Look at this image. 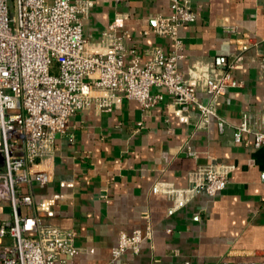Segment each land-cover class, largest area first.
Segmentation results:
<instances>
[{
  "label": "crops",
  "instance_id": "1",
  "mask_svg": "<svg viewBox=\"0 0 264 264\" xmlns=\"http://www.w3.org/2000/svg\"><path fill=\"white\" fill-rule=\"evenodd\" d=\"M188 1L197 20L180 29L185 57L179 68L188 76L191 64L204 60L221 72L231 54L241 52L245 65L234 78L242 85L229 87L216 102L218 114L237 124L244 112L264 107V0ZM172 12V0H91L84 33L91 48L103 51L102 32L117 13L126 14L124 29L144 62L149 47L172 49L170 40L152 31L157 14ZM198 96L211 101L206 93ZM175 109L169 94L149 111L137 101L117 98L110 112L76 113L67 132L57 136L54 153L38 166L49 172L51 182L25 187L36 205L24 211L48 225L75 230L81 252L72 264L264 261V146L256 148L248 135V146L234 144L215 123L196 130ZM214 160L233 166L227 187L216 195L201 190L171 211V198L153 192L158 181L188 188L191 173ZM145 213L152 237L140 253L128 251L112 261L122 233L146 229ZM8 216L0 209V218Z\"/></svg>",
  "mask_w": 264,
  "mask_h": 264
},
{
  "label": "built area",
  "instance_id": "2",
  "mask_svg": "<svg viewBox=\"0 0 264 264\" xmlns=\"http://www.w3.org/2000/svg\"><path fill=\"white\" fill-rule=\"evenodd\" d=\"M90 9L91 0H0V208L9 215L0 218V264H72L81 252L75 230L48 225L24 211L36 205L25 187L51 182L49 172L38 166L54 153L57 136L67 132L71 117L80 111L110 112L117 98L137 101L149 111L169 94L177 115L196 130L215 123L219 134H230L234 144L248 146V135L256 148L264 146V107L244 112L233 125L216 109L229 87L242 85L234 78L245 65L241 52L231 54L221 72L204 60L193 62L188 76L180 70L185 57L180 29L197 20L188 0H172L171 14L155 16L152 31L170 40L172 49L149 47L145 52L150 58L144 62L130 43L123 13L102 32L105 49L91 48L84 33ZM199 93L208 94L211 101L203 102ZM232 170V165L214 160L191 173L188 188L158 181L152 190L170 197V210L175 211L201 190L211 196L224 190ZM144 217L145 230L120 235L112 261L128 251L140 253L143 242L152 237L150 216Z\"/></svg>",
  "mask_w": 264,
  "mask_h": 264
},
{
  "label": "rangeland",
  "instance_id": "3",
  "mask_svg": "<svg viewBox=\"0 0 264 264\" xmlns=\"http://www.w3.org/2000/svg\"><path fill=\"white\" fill-rule=\"evenodd\" d=\"M10 5H13V2L12 1H10ZM0 209H2V208H0Z\"/></svg>",
  "mask_w": 264,
  "mask_h": 264
}]
</instances>
